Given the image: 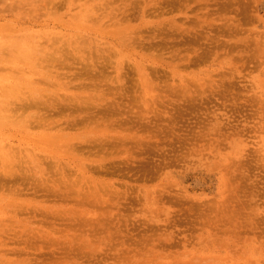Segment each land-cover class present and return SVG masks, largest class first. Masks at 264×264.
Here are the masks:
<instances>
[{
  "label": "rangeland",
  "instance_id": "obj_1",
  "mask_svg": "<svg viewBox=\"0 0 264 264\" xmlns=\"http://www.w3.org/2000/svg\"><path fill=\"white\" fill-rule=\"evenodd\" d=\"M0 43V264H264V0H0Z\"/></svg>",
  "mask_w": 264,
  "mask_h": 264
},
{
  "label": "bare ground",
  "instance_id": "obj_2",
  "mask_svg": "<svg viewBox=\"0 0 264 264\" xmlns=\"http://www.w3.org/2000/svg\"><path fill=\"white\" fill-rule=\"evenodd\" d=\"M0 49L3 47V45H2V43H0ZM33 46V45H32ZM30 49H31V45H30V48H24V49H22V51H21V54L22 55H25L24 57H26V61H28V62H30V61H32L34 58H32V56H31V52L32 51H30ZM32 50V49H31ZM33 51H35V47H34V50ZM34 53V52H33ZM32 55H34V54H32ZM31 88V90H33L34 88L31 86L30 87ZM24 109V108H23ZM64 137V136H63Z\"/></svg>",
  "mask_w": 264,
  "mask_h": 264
}]
</instances>
